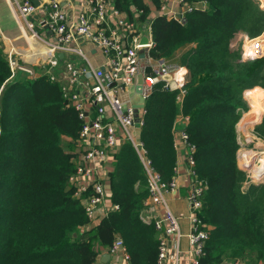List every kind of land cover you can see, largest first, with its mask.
I'll return each mask as SVG.
<instances>
[{"label": "trees", "instance_id": "1", "mask_svg": "<svg viewBox=\"0 0 264 264\" xmlns=\"http://www.w3.org/2000/svg\"><path fill=\"white\" fill-rule=\"evenodd\" d=\"M161 1L115 0V6L131 19L141 9L146 21ZM184 1L205 7L193 6L185 24L165 16L151 20V55L185 67L190 78L181 102L180 91L165 88L164 81L151 86L139 130L142 153L161 181H171L175 120L179 113L188 116L194 170L205 184L200 214L208 238L200 264L238 257L258 264L264 260V181L242 189L246 173L238 165L236 135L248 108L244 91L251 106L264 96V56L244 59L229 43L239 28L250 36L263 33L264 8L257 0ZM80 128L61 83L47 74L13 71L0 46V264H103L100 252L117 237L131 264H156L157 230L140 217L148 176L130 143L119 148L109 178L110 200L118 208L82 230L89 218L69 183L75 162L67 150ZM255 134L264 138V119Z\"/></svg>", "mask_w": 264, "mask_h": 264}, {"label": "built area", "instance_id": "2", "mask_svg": "<svg viewBox=\"0 0 264 264\" xmlns=\"http://www.w3.org/2000/svg\"><path fill=\"white\" fill-rule=\"evenodd\" d=\"M258 2L264 8V0ZM176 3L178 5L172 7L168 0L154 9L155 14L151 13L146 22L140 19L143 11L138 9L134 10V18L126 17L115 6V0H38V3L35 0H14L13 15L31 51L38 50L37 44L45 47L41 54L49 67L40 71L39 76L47 74L61 83L67 105L73 106L81 119L75 169L69 183L89 218L82 230L96 227L110 210L118 208L110 200L109 178L113 169L108 172L106 166L107 162L114 163L119 148L127 142L138 151L148 176L149 195L140 217L153 223L157 230L156 264H200L208 238V225L200 214L205 184L194 170L195 147L189 143L185 126L189 118L185 116L175 125L174 142L178 155L182 151L180 147L183 149L190 178L187 195L189 231L183 233L180 217L167 201V195L176 193L178 189V161L172 180L161 181L142 153L139 130L143 124L144 108L136 109L140 102H132L130 98L133 90L145 100L151 86L159 81H164L165 88L169 90L180 91V102L184 97V85L190 78L188 70L151 55L155 44L151 20L165 16L185 22L186 13L196 6L184 0H176ZM140 22H145V27ZM252 37L248 31L239 28L231 37L229 46L233 49L242 47L244 59L264 56V32L256 39ZM89 51L99 53L103 61L94 62ZM24 70L31 75L36 73L31 68ZM139 74L144 77L141 93L136 90ZM183 122H186L184 126ZM245 167L248 170L247 184L264 181V170L255 175L250 165ZM106 254L109 257L103 261ZM130 260L121 237L100 252L103 264H131ZM228 262L240 264L238 260Z\"/></svg>", "mask_w": 264, "mask_h": 264}, {"label": "rangeland", "instance_id": "3", "mask_svg": "<svg viewBox=\"0 0 264 264\" xmlns=\"http://www.w3.org/2000/svg\"><path fill=\"white\" fill-rule=\"evenodd\" d=\"M8 1L10 3L11 7H12V10H14V7H16L15 4H14V0H8ZM167 1L168 0H162L161 1V6L164 3H167ZM173 1H176V0H173ZM194 4L196 6H199V7H205V4L202 3V1H197ZM177 5L178 4L176 3V6ZM138 10L140 11L141 9H138ZM155 12H156L155 10H151L150 14L152 13L154 15ZM123 13L126 15V17L129 18L128 14L125 11H123ZM186 22H187V18H186V21L185 22H181V24H185ZM20 32H21V30H19L17 22H16V20L14 18V15L11 13L10 9H8L7 7H5V8L0 7V46H2L4 52H5L6 56H7L10 68L12 70L14 69L15 71L17 70V68H22L20 70H24V68H31V69H33L36 72L35 76H37V75L40 74V71L42 72L44 69L49 67L48 64H46L47 63V59H44L43 56H42L43 54H41L45 50V47L43 45L41 46L40 44H37V49L38 50L31 51V49H30L31 46H28L27 42L25 41L26 37L23 35V33H21V35H20L21 39H14L13 38L16 35H19ZM255 37L256 36L252 37V39H256ZM32 47H34V45ZM27 48H29V49H27ZM88 48L89 47H87V49ZM231 49H233V47H231ZM238 49L241 51V53H242V51L245 53V51L242 49V47L238 48ZM37 51H39L40 53L39 54L30 55L31 53H36ZM260 57H262V56H260ZM156 58H158V57H156ZM161 58L165 59V57H161ZM130 98H131L132 102H138V101H140L142 99L141 96L136 94L133 90L130 91ZM248 110L249 109L247 108V110H245V111L247 112ZM243 114H241V115H243ZM181 115H183V114L179 113L177 115L176 120H175V125L179 124V122H182L184 120L185 115H183V116H181ZM181 124H182V126H184L186 124V122H183ZM248 134L250 136L253 135L251 129L248 130ZM236 136H237V140H238V143H239V148H238V151H237L238 165L246 173V180H247L248 179V173H247L248 170H247V167L243 166L241 161L239 160L240 159V157H239L240 151L243 148L246 149V150H251V152L253 154H252L250 160H253V157H254L253 155H255L256 153H255L254 149L251 146H248V145H244L243 147L240 146V143L242 142V139L240 141V139L238 138V135H236ZM67 150H68L69 153L72 154L73 160L75 162V153H76V150H77V146L75 145L73 148L67 149ZM250 185L251 184H247L246 181H244L242 189L244 191H246V190L249 189ZM237 260L239 261L240 264H248V262L253 263L255 261L253 257L252 258L251 257H247L245 259H242V258L238 257ZM258 264H264V260H261L260 262H258Z\"/></svg>", "mask_w": 264, "mask_h": 264}, {"label": "crops", "instance_id": "4", "mask_svg": "<svg viewBox=\"0 0 264 264\" xmlns=\"http://www.w3.org/2000/svg\"><path fill=\"white\" fill-rule=\"evenodd\" d=\"M6 3V4H5ZM170 5L172 7H176V1L170 0ZM0 7H7L8 9H10L11 13L13 12L12 7L9 3L8 0H0ZM13 14V13H12ZM139 19L137 18V21ZM146 22V21H145ZM145 22H140L141 24L145 23ZM18 25V24H17ZM142 27H145V25L143 24ZM19 30L20 27L18 26ZM22 30L20 32L19 35L14 36V39H21L20 35H21ZM26 41V39H25ZM24 43V42H23ZM28 49V48H27ZM90 57L92 58V60L94 62H99L101 63L103 61V57L99 55V53H96L94 51H89ZM260 87V85H255L253 87ZM250 87V88H253ZM247 88V89H250ZM261 89H263L264 91V87H260ZM246 90L244 91V98L247 101V105H248V111H244L242 112L243 115H241V118L237 124V131H238V138L242 139V142L240 143V146H244V145H248L251 146L254 151H256L258 153V155H260L261 153L264 152V138H261L259 136H257L255 134V128L256 126H258L264 119V112L257 117L256 115L251 116L249 113V111H251V103L250 101L247 100L246 98V94H245ZM263 96V95H262ZM264 98V96H263ZM138 102H144L145 101L143 99H141ZM252 130L253 135L250 136L248 134V130ZM180 149L182 150L177 158L178 161V168L180 171V176L178 178V189L176 193H170L167 195V201H168V205L169 207L173 210V212L178 215L180 217V225L182 228L183 233H186L189 231V225H188V213H189V203L187 200V195H188V191H189V185H190V178L188 176V170H187V166L184 162V157L182 155L183 149L182 147H180ZM182 156H181V155ZM108 172L111 169H113V162H107V166H106ZM113 171V170H112Z\"/></svg>", "mask_w": 264, "mask_h": 264}, {"label": "bare ground", "instance_id": "5", "mask_svg": "<svg viewBox=\"0 0 264 264\" xmlns=\"http://www.w3.org/2000/svg\"><path fill=\"white\" fill-rule=\"evenodd\" d=\"M263 112H264V98L262 95L259 94L256 96L255 103L248 114H250L251 116L256 115L257 117H259ZM255 153L256 154L253 155L254 156L253 160H250L253 153L251 152V150H246L243 148L240 151L239 160L245 166L250 165L252 167L253 174L258 175L264 170V152L261 153L260 155H258L256 151Z\"/></svg>", "mask_w": 264, "mask_h": 264}, {"label": "water", "instance_id": "6", "mask_svg": "<svg viewBox=\"0 0 264 264\" xmlns=\"http://www.w3.org/2000/svg\"><path fill=\"white\" fill-rule=\"evenodd\" d=\"M35 2L38 3V0H35ZM143 40L146 41V38H144ZM142 56H143V54H142ZM143 83H144L143 74H139L138 75V82H137V85H136L137 92H139V93L142 92ZM144 107H145V103L144 102H140V103L136 104V109L144 108ZM108 257H109V255L106 254L105 256H103L102 260L106 261ZM223 264H232V263H230L228 261H224Z\"/></svg>", "mask_w": 264, "mask_h": 264}]
</instances>
